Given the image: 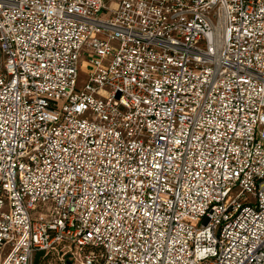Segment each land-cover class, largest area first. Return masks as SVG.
Wrapping results in <instances>:
<instances>
[{
	"label": "built area",
	"instance_id": "built-area-1",
	"mask_svg": "<svg viewBox=\"0 0 264 264\" xmlns=\"http://www.w3.org/2000/svg\"><path fill=\"white\" fill-rule=\"evenodd\" d=\"M0 54V264H264V0H0Z\"/></svg>",
	"mask_w": 264,
	"mask_h": 264
},
{
	"label": "rangeland",
	"instance_id": "rangeland-1",
	"mask_svg": "<svg viewBox=\"0 0 264 264\" xmlns=\"http://www.w3.org/2000/svg\"><path fill=\"white\" fill-rule=\"evenodd\" d=\"M108 5L111 8L114 7V5L112 3H109ZM101 17H102V19H108L109 18L108 15H103ZM84 54H86V51H83V56L80 59V65H81L82 69L86 70L88 67L86 66V59H85ZM0 60L3 61L1 54H0ZM86 81H87V76H85V74L81 71L80 82L86 83ZM34 264H35V262H34ZM39 264H61V263L59 262L57 256H49L45 259L40 260Z\"/></svg>",
	"mask_w": 264,
	"mask_h": 264
},
{
	"label": "trees",
	"instance_id": "trees-1",
	"mask_svg": "<svg viewBox=\"0 0 264 264\" xmlns=\"http://www.w3.org/2000/svg\"><path fill=\"white\" fill-rule=\"evenodd\" d=\"M42 256H43L42 254L37 255V257H36V259H35L36 261H34L35 264H39V262H40Z\"/></svg>",
	"mask_w": 264,
	"mask_h": 264
}]
</instances>
